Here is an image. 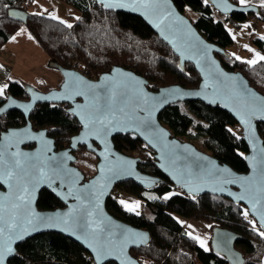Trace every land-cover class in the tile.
Wrapping results in <instances>:
<instances>
[{
    "label": "water",
    "instance_id": "1",
    "mask_svg": "<svg viewBox=\"0 0 264 264\" xmlns=\"http://www.w3.org/2000/svg\"><path fill=\"white\" fill-rule=\"evenodd\" d=\"M95 1L108 10L140 16L171 47L181 69L187 62L194 65L200 75L199 83L195 87L171 83L152 89L145 76L121 65H112L92 77L50 59L48 67L62 75L57 87L40 90L23 82L28 99L8 93L0 105V115L17 109L24 115L25 123L0 133V156L3 157L0 227L6 229L0 235V248L6 246L9 234L20 236L12 240L13 252L5 257L4 264L17 253L19 243L50 231L81 244L95 264L109 261L142 264L131 248L147 245L151 240L150 231L110 213L106 201L114 187L123 181L133 180L151 189L164 178L142 171L138 167L139 156L116 148L113 137L117 134L134 133L140 137L152 149L156 166L175 187L194 197L211 193L243 204L264 230V140L258 129L259 123L264 124V93L252 86L242 71L225 68L217 54L228 55L227 50L209 41L174 0ZM145 3L149 6H144ZM207 3L223 16L260 11V4L254 2L241 5L233 0H208ZM106 4L117 6L105 7ZM8 14L23 23L30 15L18 7L9 8ZM184 100L219 105L232 114L248 144L244 156L247 171H237L194 143L172 135L159 115L170 103ZM41 102L65 103L68 112L77 118L80 128L64 147L56 145L55 138L48 135V128L33 126L30 114ZM108 128L113 130L107 131ZM82 147L97 158L96 171L89 177L75 164L76 153ZM15 161H19V166ZM43 188L64 206L39 208L37 202ZM20 196L25 199L21 201ZM12 222L16 228L9 233L7 226ZM240 237L234 230L215 226L210 245L230 264H244L245 257L235 245ZM93 249L107 250L109 254L97 260Z\"/></svg>",
    "mask_w": 264,
    "mask_h": 264
},
{
    "label": "trees",
    "instance_id": "2",
    "mask_svg": "<svg viewBox=\"0 0 264 264\" xmlns=\"http://www.w3.org/2000/svg\"><path fill=\"white\" fill-rule=\"evenodd\" d=\"M80 11L74 22H62L50 14L35 15L28 6L33 0H0V49L25 24L37 43L50 59L57 60L65 67L77 65L89 76H98L112 65L133 69L145 76L152 89L171 83L195 87L200 75L190 62L183 69L179 67L177 55L158 34L138 15L103 8L95 0H63ZM238 2V0H233ZM180 10L197 13L191 18L198 30L211 42L224 47L228 55L218 53L227 69L240 70L252 86L264 93V61L255 65L246 63L248 59H237L228 48L233 44V36L226 21L236 27L241 26L252 14L264 20V6L252 13L234 12L229 16L218 13L205 0H174ZM12 7L29 12L26 23L9 17ZM218 14L220 18L216 16ZM262 15V16H261ZM253 45L264 53V37L252 34ZM0 105L6 95L27 99L28 93L23 81L9 77ZM65 103H38L30 114L35 128H48V135L55 138L60 148L69 143L70 137L80 128L77 118L67 110ZM162 123L173 136L194 143L198 148L214 155L240 172L247 171L245 154L248 144L240 127L230 112L219 105L213 106L201 100H184L167 105L159 115ZM25 123V117L17 109L0 115V133L11 126ZM241 128V127H240ZM264 140V124H258ZM116 148L130 155L139 156L138 167L151 174L164 178L157 186L145 189L133 180H126L114 187L142 199V207L136 212L128 211L120 200L111 194L106 207L116 217L136 226L148 229L151 240L147 245L131 248V253L142 264H230L211 245L201 247L196 236L184 228L178 216L204 220L212 229L225 227L238 232L241 237L235 245L245 257L244 264H264V237L244 219L245 207L230 198L204 193L196 197L187 194L156 166L153 151L134 133L117 134L113 137ZM32 146V145H30ZM86 155H94L84 147ZM113 189V190H114ZM167 197V199H165ZM39 208L62 206L60 200L48 189L43 188L37 202ZM137 212L139 215H137ZM210 240V238H209ZM210 243V242H209ZM8 264H95L91 254L78 242L59 232H42L17 245V253ZM105 264H117L109 261Z\"/></svg>",
    "mask_w": 264,
    "mask_h": 264
},
{
    "label": "rangeland",
    "instance_id": "3",
    "mask_svg": "<svg viewBox=\"0 0 264 264\" xmlns=\"http://www.w3.org/2000/svg\"><path fill=\"white\" fill-rule=\"evenodd\" d=\"M249 2L261 4V2H257V0H249ZM76 10V8L63 0H33V2L28 6L29 12H39L48 15L50 14L51 16L59 17L60 20L69 24L74 22L75 19L80 15V11ZM187 15L190 18H195L197 13L189 8L187 9ZM216 16L217 18L221 17L218 14H216ZM258 21L259 19H254L252 14L239 27L231 25L228 21L225 22L234 39L233 44L228 48L231 53H234L238 57L244 59H255L256 53L259 52L260 54H263L253 45L251 41L252 34L257 35V33H260V31L264 28V20H261L259 23H257ZM245 25L249 26L245 27ZM14 35L15 39H13ZM14 35L3 46V49H0V58L3 60V62H7L9 64L10 69L13 72L11 73L9 71L6 75V80L0 81V87L5 86L3 84H7L9 77H18L23 82L32 84L40 90H49L51 88L57 87L62 75L55 69L48 67L49 58L41 46L37 43L28 27L24 24ZM75 64H77V62L72 64V66ZM77 69L84 72L81 67ZM235 129L239 131L241 128L237 126ZM76 154L77 160L75 164L79 166V168L82 169L86 175H93L96 171L97 158L94 157L93 154L90 156L84 154L82 150ZM115 190L116 189H114L113 192H115ZM124 194L129 199V201L130 199L132 200V204H135L136 202L139 203L137 210L141 209V198H135L134 196L125 192ZM131 202L129 204H131ZM178 217L185 229H187L192 234L199 236L206 242V247H209L210 243L208 239L212 234V227L209 223L204 220H197L181 216Z\"/></svg>",
    "mask_w": 264,
    "mask_h": 264
},
{
    "label": "snow or ice",
    "instance_id": "4",
    "mask_svg": "<svg viewBox=\"0 0 264 264\" xmlns=\"http://www.w3.org/2000/svg\"><path fill=\"white\" fill-rule=\"evenodd\" d=\"M208 0H205V3H207ZM261 2V6H264V0H260ZM239 3L241 5H246L249 3V0H239ZM117 5H114V4H106L105 7H115ZM123 6V5H121ZM144 6H149L148 3H145ZM12 15H16V13H12ZM35 15H43V13H36ZM54 19H59V17H53ZM79 19V18H77ZM63 22V21H62ZM66 23V22H65ZM249 25H245V27H248ZM68 27H72L71 24L68 25ZM13 39H15V36L13 37ZM247 47V46H245ZM237 59H241L240 57H237ZM257 61H264V55H261L260 53H256V58L255 59H249L246 61V63H248L249 65H255L257 63ZM7 87V85L3 86V87H0V96H3L4 94V89ZM14 103V102H13ZM103 123V122H101ZM110 123V122H109ZM245 123H247V121H245ZM113 130L112 128H108L107 131H111ZM107 134V133H106ZM18 155V154H17ZM3 161V157L0 156V162ZM15 165L16 166H19V161H15ZM41 174H43V169H40L39 170ZM9 176L12 175L11 172L8 173ZM24 191L27 192L28 189L27 187L24 188ZM30 195V194H29ZM243 198V197H242ZM18 199H20L21 201H23L25 199L24 196H20ZM165 199H167V197H165ZM120 203L128 210V211H131V212H136L137 208L139 207V203L136 202L135 204H129L127 201H124V200H121ZM15 207H19V205H16ZM255 210V208H254ZM137 215H139V213L137 212ZM244 215L247 216L248 215V211L245 210L244 211ZM3 220V217L0 216V221ZM29 223H31V221H29ZM254 223V222H253ZM191 227V226H189ZM16 228V225L14 222L12 223H9L8 226H7V231L9 233H11L14 229ZM5 227H0V235H4L5 234ZM85 233L87 234V229L84 230ZM189 236H192V233H188ZM260 236L264 237V232H260L259 233ZM16 238H20L19 235L17 236H12L11 234H9L8 236V242L6 244V246L0 248V264H4V259L5 257L12 253L13 252V249L11 247V242L13 239H16ZM193 239L195 240H198L201 247H204L206 250H207V247H206V242L204 240H202L199 236H192ZM91 246V245H90ZM95 252H96V257H97V260H100L104 255H107L109 254V252L107 250L105 251H101L99 249H93Z\"/></svg>",
    "mask_w": 264,
    "mask_h": 264
},
{
    "label": "built area",
    "instance_id": "5",
    "mask_svg": "<svg viewBox=\"0 0 264 264\" xmlns=\"http://www.w3.org/2000/svg\"><path fill=\"white\" fill-rule=\"evenodd\" d=\"M253 18L254 19H258V17L256 15H253ZM73 68H79V66L77 64L73 65L72 66ZM113 194L115 195V197L117 199H119L120 201L121 200H124V201H127L128 203L129 202V199L125 196L124 192H122V190H120L119 188H116L115 192H113ZM246 209V208H245ZM247 210V209H246ZM244 219L247 220L248 222H250L253 226H255L256 228H259L255 218L248 212V215L245 216L244 215ZM254 222V223H253Z\"/></svg>",
    "mask_w": 264,
    "mask_h": 264
},
{
    "label": "crops",
    "instance_id": "6",
    "mask_svg": "<svg viewBox=\"0 0 264 264\" xmlns=\"http://www.w3.org/2000/svg\"><path fill=\"white\" fill-rule=\"evenodd\" d=\"M257 2H258V0H257ZM258 4H260V3H258ZM77 11V10H76ZM259 21H261L260 19H259ZM259 21L257 22V23H259ZM257 35H259V36H263L264 37V28H263V30H261L260 31V33H257ZM15 36V35H14ZM13 36V37H14ZM234 40V39H233ZM3 49V48H2ZM261 51V50H260ZM260 53V52H259ZM261 53H263L262 51H261ZM261 55H264V53L263 54H261ZM249 60V59H248ZM11 72V73H13L12 71H11V69H10V66H9V64L7 63V62H3V60L0 58V81H4V80H6V75H7V73L8 72ZM5 77V78H4ZM3 85H6V84H3Z\"/></svg>",
    "mask_w": 264,
    "mask_h": 264
},
{
    "label": "flooded vegetation",
    "instance_id": "7",
    "mask_svg": "<svg viewBox=\"0 0 264 264\" xmlns=\"http://www.w3.org/2000/svg\"><path fill=\"white\" fill-rule=\"evenodd\" d=\"M56 71H57V70H56ZM61 81H62V78H61L60 82L58 83V85L61 83ZM87 177H89V176L87 175ZM60 203H61L62 206H64L63 202L60 201ZM131 204H132V202H131ZM57 207H59V206H57ZM60 207H61V206H60ZM208 241L210 242L209 239H208Z\"/></svg>",
    "mask_w": 264,
    "mask_h": 264
},
{
    "label": "bare ground",
    "instance_id": "8",
    "mask_svg": "<svg viewBox=\"0 0 264 264\" xmlns=\"http://www.w3.org/2000/svg\"><path fill=\"white\" fill-rule=\"evenodd\" d=\"M258 2H260V0H258Z\"/></svg>",
    "mask_w": 264,
    "mask_h": 264
}]
</instances>
